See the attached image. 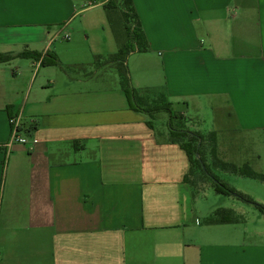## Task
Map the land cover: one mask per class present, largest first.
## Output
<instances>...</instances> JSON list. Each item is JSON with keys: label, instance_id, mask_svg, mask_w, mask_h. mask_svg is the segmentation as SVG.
Returning <instances> with one entry per match:
<instances>
[{"label": "crops", "instance_id": "obj_1", "mask_svg": "<svg viewBox=\"0 0 264 264\" xmlns=\"http://www.w3.org/2000/svg\"><path fill=\"white\" fill-rule=\"evenodd\" d=\"M107 1L0 0V264H264V232L205 224L217 207L184 181L167 121L92 64L117 51ZM132 1L149 45L127 58L133 87L190 130L210 109L209 131L244 130L264 164V0ZM15 118L26 142L8 147Z\"/></svg>", "mask_w": 264, "mask_h": 264}, {"label": "trees", "instance_id": "obj_2", "mask_svg": "<svg viewBox=\"0 0 264 264\" xmlns=\"http://www.w3.org/2000/svg\"><path fill=\"white\" fill-rule=\"evenodd\" d=\"M103 7L106 13L108 26L117 44V51L105 57L95 56L92 64L96 66H114L119 78V85L126 95L130 109L144 113L150 120L156 118L160 113L168 114V137L171 142L177 143L188 157L189 169L184 176V181L190 186L194 194L199 192L193 187L194 181L196 182V179L206 177L217 194L226 196L235 195L245 202L253 203L258 206L256 202L248 196L238 195L236 192L229 189L220 181L217 175L212 174L210 170L211 167L207 165L205 155L202 151L203 144L210 143L213 168L221 172H229L248 178L258 179L264 183V173L252 170L247 162L238 165L218 157V145L223 139L221 136L225 132L226 136L227 133L235 134L237 130H223V132L212 130L207 133L190 130L185 127V121L182 117L173 112L171 104L163 91L152 88H134L126 66L127 58L134 52H148L149 45L142 30L133 1L108 0ZM11 56V54H0V63L8 62L13 58ZM28 56L33 57L34 55L26 51L15 55V57ZM41 64L58 65V61L56 57L47 55L41 60ZM147 124L151 126L149 122ZM236 134H241V131ZM243 139H245L244 136L242 137V140ZM247 157H252V161L258 160L256 155L254 156L253 153H247L246 151V156L243 159H247ZM258 208L264 211L263 207L260 206ZM239 220L242 221V218L236 216L232 210L217 208L204 220V223L207 225H218L234 223Z\"/></svg>", "mask_w": 264, "mask_h": 264}, {"label": "rangeland", "instance_id": "obj_3", "mask_svg": "<svg viewBox=\"0 0 264 264\" xmlns=\"http://www.w3.org/2000/svg\"><path fill=\"white\" fill-rule=\"evenodd\" d=\"M200 118L202 120L200 124V130L202 133H207L209 130L213 129V115L210 109L203 111ZM165 121H168V114L160 113L157 118L153 119V124L158 129ZM230 130H237L236 133L241 131V134L227 133L226 136L225 132L221 136L223 138L221 143L218 145V157L222 160L231 161L238 165L247 162L252 170L264 173V164L259 161V158L256 161H252V157L243 159L246 156V151L247 153H253L254 156H257L259 155V152H262L263 150L260 149V147L253 148L252 140L249 139V136H247V133L244 130L235 128H231ZM220 132H223V130ZM243 136L245 139L242 140ZM210 150V143L203 144L202 151L205 155L207 165L211 167V173L217 175L220 181L229 189L233 190L238 195L248 196L256 202L258 206L253 203L245 202L235 195L226 196L217 194L206 177L196 179V182L194 181L193 187L197 192L199 191L197 197L211 207L215 206L217 208L237 210L238 214H241L243 227H246L249 232H252L253 230L264 232V211H261L258 208L260 206L264 208V183L258 179L248 178L229 172H221L220 170L213 168Z\"/></svg>", "mask_w": 264, "mask_h": 264}, {"label": "built area", "instance_id": "obj_4", "mask_svg": "<svg viewBox=\"0 0 264 264\" xmlns=\"http://www.w3.org/2000/svg\"><path fill=\"white\" fill-rule=\"evenodd\" d=\"M68 38L69 35L65 34L64 39H68ZM11 124H12V133L7 143V146L10 147L14 143H21V144L25 143L26 142L25 138H22L18 135L19 126H20L19 118L11 119Z\"/></svg>", "mask_w": 264, "mask_h": 264}]
</instances>
